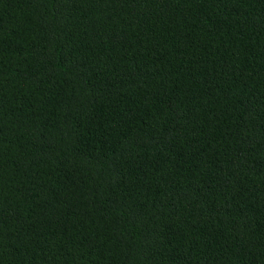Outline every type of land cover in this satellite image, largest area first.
Returning a JSON list of instances; mask_svg holds the SVG:
<instances>
[{
  "label": "trees",
  "instance_id": "16d2710c",
  "mask_svg": "<svg viewBox=\"0 0 264 264\" xmlns=\"http://www.w3.org/2000/svg\"><path fill=\"white\" fill-rule=\"evenodd\" d=\"M0 264H264V0H0Z\"/></svg>",
  "mask_w": 264,
  "mask_h": 264
}]
</instances>
